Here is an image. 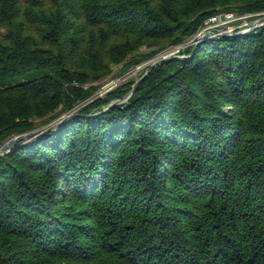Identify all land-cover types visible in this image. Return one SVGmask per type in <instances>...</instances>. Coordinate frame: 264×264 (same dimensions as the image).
I'll return each instance as SVG.
<instances>
[{"label":"trees","instance_id":"1","mask_svg":"<svg viewBox=\"0 0 264 264\" xmlns=\"http://www.w3.org/2000/svg\"><path fill=\"white\" fill-rule=\"evenodd\" d=\"M217 11L264 0H0V264H264V25L91 100Z\"/></svg>","mask_w":264,"mask_h":264},{"label":"rangeland","instance_id":"2","mask_svg":"<svg viewBox=\"0 0 264 264\" xmlns=\"http://www.w3.org/2000/svg\"><path fill=\"white\" fill-rule=\"evenodd\" d=\"M238 13H240L242 16H245V17L241 18L240 20H236L234 23L229 25V27L232 28L231 32L238 30L239 33H244V32L251 31L256 27L257 18H253V17L246 18V16L249 15L248 13H242V12H238ZM201 30H202L201 28L200 29L198 28L196 33L191 37L192 39L190 38L191 40L190 41L188 40L189 44L186 41L185 43L181 45L164 49L155 55H149L150 52L155 49V47H152V48L141 47L137 51V53H135V56L133 57V61L137 63L134 66L129 67L128 69H124L123 66L113 67L111 69V73L109 74V76L106 77L102 82L97 83L100 85V87L98 88L97 91H95L91 100L97 97L104 96L106 92H108L111 89H114L115 87L123 83L129 82V81H137L140 78L141 74H144L147 67L153 61H155L157 57L178 55V52L184 49L185 47L196 45L197 41L198 43H200V41L207 39L209 36L205 37L206 36L205 34L200 35ZM75 111H77L76 107L67 112L59 113V117L53 120L52 122H50L49 124H47L46 126L36 127V129L34 130V133L41 136L43 132L47 130L48 128L50 127L56 128L62 117L73 115ZM14 139H17V137H15Z\"/></svg>","mask_w":264,"mask_h":264},{"label":"built area","instance_id":"3","mask_svg":"<svg viewBox=\"0 0 264 264\" xmlns=\"http://www.w3.org/2000/svg\"><path fill=\"white\" fill-rule=\"evenodd\" d=\"M254 16H256V14H249L246 18H252ZM244 17L245 16H242L240 13L234 11H217L202 22L199 27V29H202L200 35L205 34V37H212L214 35H222L224 32H231L232 28L229 27V25Z\"/></svg>","mask_w":264,"mask_h":264},{"label":"water","instance_id":"4","mask_svg":"<svg viewBox=\"0 0 264 264\" xmlns=\"http://www.w3.org/2000/svg\"><path fill=\"white\" fill-rule=\"evenodd\" d=\"M262 25H264V16L257 18L256 27H259V26H262ZM244 33H246V32H244ZM239 34H243V33H239V32H224V33H223V35H239ZM187 42H188V41H187ZM198 44H199V43H198V41H197L196 45H198ZM171 59L181 60V59H184V57H182V56H177V55L157 57V59H156L155 61H153V62L147 67V69L145 70L144 74H143V75H142L137 81H135L134 85L132 86V90H131V92H130L129 94H127V95L124 97L123 101H125L126 99H128V98L131 96V94L134 92L135 88L137 87V85L139 84V82L142 80V78H143L144 76H146L147 73H148L153 67H155L156 65H159V64H161V63H163V62H166V61H168V60H171ZM120 102H122V101H114L110 106H113V105L118 104V103H120ZM71 117H72V115H69V116H66V117H62V118L60 119V121H59V123H58L56 129L59 128L60 126H62V124L65 123L67 120H69ZM36 135H37V134H36ZM32 136H34V135H32ZM23 137H25V136H23ZM17 141H18V139H14V140L11 141V142H6V143H4L3 145H0V152L7 150L10 146H12L13 144H15Z\"/></svg>","mask_w":264,"mask_h":264}]
</instances>
